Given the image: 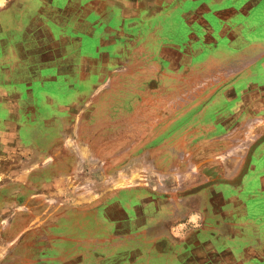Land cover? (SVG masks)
<instances>
[{"label":"rangeland","instance_id":"rangeland-1","mask_svg":"<svg viewBox=\"0 0 264 264\" xmlns=\"http://www.w3.org/2000/svg\"><path fill=\"white\" fill-rule=\"evenodd\" d=\"M11 2L4 20L33 22L30 38L53 32L59 42L57 64L19 87L34 102L16 149L0 152V264H97L119 243L103 235L79 252L71 227L97 226L96 213L114 203L124 216L135 197L165 200L153 211L166 217L180 211L172 199L211 185L223 196L260 195L241 181L264 141V0ZM130 3L135 15H121ZM36 50L43 64L51 49ZM63 121L78 132V152L60 139ZM57 178L58 202L70 192L93 201L72 212L33 202ZM63 212L67 222L47 217Z\"/></svg>","mask_w":264,"mask_h":264},{"label":"crops","instance_id":"crops-1","mask_svg":"<svg viewBox=\"0 0 264 264\" xmlns=\"http://www.w3.org/2000/svg\"><path fill=\"white\" fill-rule=\"evenodd\" d=\"M5 5L0 8V152H13L15 143L18 144L21 138L20 130L26 118L24 106L34 102L31 97L25 98L19 87L32 86L43 77L45 70L57 64L55 56H58L56 45L59 40L52 37L53 32L44 41L30 38V28L36 24L4 20L11 10V0H6ZM247 7L248 3H245L244 9ZM135 9L136 5L130 3L120 8L119 13L133 16ZM19 26L24 27L17 32L22 38L14 34V38H9V34L18 30ZM54 26H57L56 22ZM40 43L47 44L51 50L43 55L44 62L39 65L41 55L36 49ZM67 122L63 121V126L59 128L60 139L71 140L74 144H67V147L77 151L76 148L80 147L78 132ZM252 158L257 164L249 167L247 180L245 183L241 181V186L244 189L255 188L260 195L250 191L239 197L223 196L218 186L211 185L172 199L180 211L166 217H155L153 211V208L165 207V200L159 202V198L152 200L139 196L138 202L137 197L133 201L128 200L130 206L124 216H118L112 210L116 207L114 203L110 206L113 208L96 213L97 226L89 227L86 221L79 222L78 226L71 227V231L79 235L67 239L79 252L94 249L96 246L84 243L94 241L92 243L96 245L95 242L103 241V235L115 241L114 244L119 243L111 251L104 252L108 255L101 257L97 264H264V141ZM59 180L57 178L55 182L38 187L32 193L33 202L46 198L45 206L57 211L64 204V210L72 212L93 201L88 195L70 192L66 199L69 202H58L61 197L56 190ZM236 185L232 183V186ZM66 187L71 188V183ZM63 214L47 217L50 220L55 217L56 222L58 219L67 222L69 217L60 218ZM82 214L79 219L86 220L87 216ZM59 229L70 232L67 225ZM90 234L92 237L86 238Z\"/></svg>","mask_w":264,"mask_h":264},{"label":"flooded vegetation","instance_id":"flooded-vegetation-1","mask_svg":"<svg viewBox=\"0 0 264 264\" xmlns=\"http://www.w3.org/2000/svg\"><path fill=\"white\" fill-rule=\"evenodd\" d=\"M30 20V19H29ZM26 23H28V21H25ZM30 23V22H29ZM54 26V25H53ZM58 26V25H57ZM57 26H55V27H57ZM60 28L62 27V26H59ZM55 30V29H54ZM12 33V32H11Z\"/></svg>","mask_w":264,"mask_h":264}]
</instances>
